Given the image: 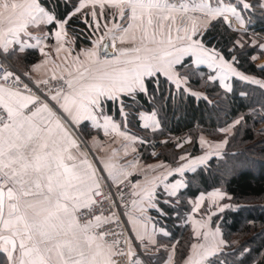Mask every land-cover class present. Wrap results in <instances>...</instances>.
Wrapping results in <instances>:
<instances>
[{
    "label": "snow or ice",
    "instance_id": "6c2138e0",
    "mask_svg": "<svg viewBox=\"0 0 264 264\" xmlns=\"http://www.w3.org/2000/svg\"><path fill=\"white\" fill-rule=\"evenodd\" d=\"M256 9L264 12V0H0V56L7 59L35 49L43 59L33 70L49 61L52 64L50 75L42 79H35L31 72L17 74L0 64L4 68L0 75V264H119V257L125 264H158L154 257L164 245L159 244L157 232L169 233L157 229L146 213L154 210L161 218L169 215L161 205L173 209L179 205L185 182H167L173 172L146 179L140 191L131 193L139 197L140 215L128 220L134 226L127 234L104 230L106 225L121 223L118 209L127 208L124 189L131 173L103 157L90 158L88 146L98 141L95 137L84 141L79 133L82 127H90L145 143L127 131L128 110L146 99L151 110L139 112L140 126L156 131L161 129L158 113L177 96L208 100L188 87L192 76L199 75L200 65L215 73L207 82L219 81L228 93L233 86L227 81L233 77L264 90V80L236 67L235 49L245 47L242 38L233 42L228 49L231 59H227L212 44L215 37L211 35L218 28L246 32L244 14ZM75 23L99 35L91 47L73 56L74 48L66 45L75 43L67 39ZM33 30L40 34L33 35ZM50 39L55 45L45 44ZM260 47L264 49V44ZM61 51L66 52L62 59ZM242 119L221 131L228 132ZM210 155L192 163H204ZM187 168L182 165L173 171L183 175ZM139 183H132V189ZM210 195L223 198L218 192ZM203 199L202 195L199 201ZM105 202L111 209L108 215L103 211ZM137 204L132 200L133 207ZM229 207L224 205L219 211ZM201 235L204 241L211 236V242L192 244L185 264H227L216 259L228 245L219 227L196 232L197 237ZM247 251L244 248L240 254ZM174 254L175 245L163 264H173Z\"/></svg>",
    "mask_w": 264,
    "mask_h": 264
},
{
    "label": "trees",
    "instance_id": "16d2710c",
    "mask_svg": "<svg viewBox=\"0 0 264 264\" xmlns=\"http://www.w3.org/2000/svg\"><path fill=\"white\" fill-rule=\"evenodd\" d=\"M252 2L255 3V0ZM244 16L246 32L218 28L211 33L215 37L212 44L224 52L227 59H231L228 49L235 40L243 38L245 47L235 49L239 60L236 67L242 73L264 80V70L256 63V58L253 59L254 55H264V49L260 47L264 40L252 44L250 42L252 35L249 34L251 32L264 37V12L256 9L245 13ZM69 35L75 40L73 44L75 49L91 44V30L86 29L81 23L72 24ZM36 59L37 54L31 50L23 55L26 62H34ZM185 59L190 61L189 57ZM198 73L199 75L192 76L188 85L199 90L200 94L206 95L208 100L187 94L177 96L164 111L158 113L161 129L155 133L140 126L139 112H150L151 106L146 103V99L139 100V107L128 110L130 112L128 128L145 141L153 137L165 138L163 149L156 157L172 162L173 165L174 160H171V157H175L173 153L176 142L181 138L189 139L185 149L191 155H197L200 153L197 140L199 134L221 138L226 135L221 129L233 120L243 117L234 127V131L227 135L228 142L219 157L212 156L198 165L194 171L184 172L182 180L186 187L179 192V205L174 209L161 205L169 215L160 219L174 239H177L176 258H182L192 241L190 227L188 223H184L191 210V201L199 193L220 189L229 196L230 199L225 201H228L231 207L218 212L212 219V223L220 228L222 238L228 242L223 254L216 259L226 260L227 264H264V145L258 149L259 157L249 158L254 166L246 165L229 174L227 169V164L234 158L233 156L242 155L243 152L248 154V149L254 147L258 140L264 137V128L259 127L264 123V90L232 78L233 91L228 93L219 86V82H207V77L213 75L210 69L200 65ZM242 91L247 95H240ZM172 138L176 140H171ZM143 157L150 159L147 153H143ZM172 200L175 203V198ZM244 248L248 251L241 255Z\"/></svg>",
    "mask_w": 264,
    "mask_h": 264
},
{
    "label": "rangeland",
    "instance_id": "374dc122",
    "mask_svg": "<svg viewBox=\"0 0 264 264\" xmlns=\"http://www.w3.org/2000/svg\"><path fill=\"white\" fill-rule=\"evenodd\" d=\"M236 27L238 28L239 25H236ZM249 34L252 35V38H250V40H251L250 42L252 44L256 43L258 41L264 40V37L255 35L254 33H251V32H249ZM96 36H98V35H96ZM94 37L95 36L92 35L91 39L92 40L96 39ZM242 40H244V39L242 38ZM118 44H119V42H118ZM89 47H91V44H90V46L83 47V48H89ZM79 49H81V48H79ZM253 57L256 58V63L260 67L264 66V55H261V56L254 55ZM81 59H83V57H81ZM8 60L21 73L25 72V70L23 69L21 64H19L20 66L18 64H16L17 62L22 63L19 59L14 58L13 60L12 59H8ZM202 66L207 67V65H202ZM211 71H212L213 75H215L214 71L213 70H211ZM243 74H245V73H243ZM245 75H247L249 77H254V76H251V75H248V74H245ZM233 78H235V77H233ZM254 78L259 79L257 77H254ZM231 80H232V78H230L227 81V83L231 84ZM217 82H219V81H217ZM188 87L191 89V91L196 92V93H200L199 90L191 87L190 85H188ZM236 120L237 119H235L232 122L228 123L225 126L224 129L229 128V126L233 125L234 121H236ZM117 122H119V121H117ZM142 123H143V121H141V124ZM234 127H231L230 130L228 132H226V135H223L221 138H219V137H217V138L208 137V136H206L204 134H199L198 137H197V140H198V143H199L200 153H198L197 155H191L185 149L186 145L188 144L189 139L185 138V137L181 138L178 142H176L175 152L173 153L175 155V157H171L172 158L171 160H174V162H173L174 164L173 165H172V162H166V161L156 157L157 153H159L163 149V143L165 141V138L153 137L151 139L146 140V142L144 144L139 143L140 146L143 148V151H144L143 153H147L149 155V157H150V159H146L144 157H142V159L140 158L141 159V163H142L141 169H143L144 173H147L150 177L155 175V178L158 177V175L162 178V176L163 175H167L168 172H173V175L168 176L167 182H174L175 180H180L181 174L175 173L173 171L174 169H176V168H178V167H180L182 165H189V168L185 169V171H192L191 170L192 168L195 169L197 167V165L202 164V163H199V162H197L195 164L192 163L194 160H197V158L203 157V156H205V155H207L209 153H211L209 158L212 157V156H217L216 155L217 152H219L220 155H221L224 152V146L225 145L222 148H217L216 146L218 144H221L225 139H228L227 135L234 131ZM259 127L264 128V123L260 124ZM147 130H149L152 133H155L157 131V130L153 131L152 129H147ZM139 133H141V132L139 131ZM142 134L144 135L143 132H142ZM136 136L141 138V136H139L137 134H136ZM201 138H203V140L205 141L204 144H201ZM87 140H88V138H87ZM171 140H176V139L172 138ZM101 141L103 142L102 143L103 146H106V145L109 146V147L111 146L112 140H107V139H105L103 137L102 138L100 137V142ZM258 141L259 142H257L254 145V147H251V148L248 149V154L246 152L245 153L243 152L242 155L239 154L236 157L233 156L234 158L232 160H230V162H228V164H227L228 174L231 171H233V170H235L237 168L245 167L246 165L254 166L252 164V162H250L249 158L254 159V158L260 156L259 153H258V149L262 145H264V137L260 138ZM153 142L156 143L154 145V147H152V143ZM159 142H160V144L157 145V143H159ZM140 150L142 151V149H140ZM153 153H155V155H153ZM181 156H184L185 159L181 160L180 159ZM219 156H217V157H219ZM243 156H244V158H243ZM161 163H163L165 165V167H163V168L158 167ZM149 165L154 166L155 170L150 169L148 167ZM141 175H140L139 178H141ZM130 189L131 188L128 187V190H130ZM158 190L162 194V192H163L162 186ZM217 192L220 193L223 196V198H221V196L210 195L211 193H217ZM130 194L127 193V196L130 197ZM202 195H203L204 199H203V201H199V198ZM128 197H126V198H128ZM228 198H229V196L224 191H222L220 189H215V190H212L210 192L199 193V195L195 199H193V201L191 202V210H190L191 220H190V223L188 222L189 223L188 225H190L191 221H193L192 225L193 226H197L198 227V231L200 233H203L202 231L204 230V228L207 225L211 226L212 231H215V229L217 228L216 227L217 224L212 223L213 216L216 215L218 212H220L219 211L220 207H223L224 205H228V201H225ZM198 202H199V206H197ZM212 213H215V214L213 215ZM220 233H221V231H220ZM202 239H203V236L201 235L199 237V239L197 240V242L202 243Z\"/></svg>",
    "mask_w": 264,
    "mask_h": 264
},
{
    "label": "crops",
    "instance_id": "0c3cea01",
    "mask_svg": "<svg viewBox=\"0 0 264 264\" xmlns=\"http://www.w3.org/2000/svg\"><path fill=\"white\" fill-rule=\"evenodd\" d=\"M101 24H103V21H101ZM39 34L40 33L33 30V35H39ZM96 35H99V33H96L94 35L95 36L94 38H97ZM67 39L72 40L73 38L71 35H69ZM29 42L35 43V41H29ZM45 44H47L49 46H53V45H55V40L54 39L46 40ZM118 46H119V44H118ZM66 47L74 48L73 44H67ZM81 49H84V48H81ZM81 49H75L74 48L72 55L75 56L77 53L80 52ZM30 50L34 51L37 54V59L34 62H26L23 60V55L27 51H30ZM46 50H48V49H46ZM112 51H113V49L109 48V52H112ZM26 52L24 54L17 56V57H10L8 59H12V60L14 58L19 59L22 63L17 62L16 64H18V65L21 64V66L23 67L25 72H31L32 76L35 79H42V78H45L46 76L50 75L48 69L52 66L51 61H49V64L42 65L41 68H39L37 70H33L32 66L34 64L40 63V61L43 59V57L35 49H28V50H26ZM65 55H66L65 51H61L59 54L61 59ZM52 56L53 57L56 56V53L54 50H52ZM56 62L60 63L61 60H57ZM127 131L129 132L130 135L136 136V133L134 131H132L130 128H127ZM79 135H80L81 139L84 141H88V140L91 141L92 137H95L96 140L98 141V143H94V144L90 143L88 146V151L90 152V158H95L97 156L103 157L104 160H106V161L110 160L112 163H115L119 166L125 167L131 173V175L128 177V186H127V187L131 188L130 190H128L129 194L132 193V191H140V189L145 186V180L146 179L147 180L155 179V175L150 177L147 173H144L143 169H141V167H142L141 159L143 157L144 151H143V148L140 146L139 142L132 143L130 140H125L123 137L117 135L116 133H110L109 135H105L102 129L96 130V129H92L90 127H82ZM100 137L101 138L103 137L107 140H112L111 146L110 147L107 145L103 146L102 145L103 142L102 141L100 142ZM87 138H88V140H87ZM133 148H135L136 150L133 151ZM101 149H103V150L101 151ZM113 149L116 150V154L114 156L112 155ZM140 149H142V151ZM125 152H127L128 154L125 155ZM97 163H99V162L97 161ZM184 172H187V171H184ZM140 175H141V178H139ZM163 176H165V175H163ZM158 177H160V176L158 175ZM182 177H183V175L180 176V180L183 179ZM137 181L140 182L138 187L136 189H132L131 184L136 183ZM158 192L160 193L159 190H158ZM161 196H162V194H161ZM132 200L138 201V204L136 207H133ZM138 208H139V197H134L130 194V197L128 199V208H127V210H125V212L129 213V215L126 216L127 222H128L130 217L135 218V217L140 215V213L138 212ZM146 215L150 216L152 218V223H155L157 229L163 228L165 231H167L169 233L168 236H164L161 232H159V231L157 232V240H158L159 244L164 245V248H162L158 254H155L154 259L156 261H158V264H163V261L166 259L167 255L171 251L172 246L175 245V247H176L177 239L176 238L174 239V237L171 235L170 230H168L162 224L160 217L158 216V214L154 210H149L146 213ZM190 220H191V213L187 214L186 220L184 223H188V222L190 223ZM192 224H193V221H191V224L189 225L191 236H192V241L190 242V244L187 248L186 254L182 258H176V249H175L173 264H185L187 257L191 254V245L194 243L200 244L199 242H197L199 237L196 236V232L198 231V227L193 226ZM128 225H129L130 229L134 226L133 224H130V223H128ZM149 227L151 228V224L149 225ZM216 227H218V226L216 225ZM206 231L211 232L212 231L211 226L207 225L202 232L204 233ZM209 238L210 239L208 241H204V239H202V243H210L211 242V236Z\"/></svg>",
    "mask_w": 264,
    "mask_h": 264
},
{
    "label": "built area",
    "instance_id": "2783aa9c",
    "mask_svg": "<svg viewBox=\"0 0 264 264\" xmlns=\"http://www.w3.org/2000/svg\"><path fill=\"white\" fill-rule=\"evenodd\" d=\"M0 64H4L9 70L14 71L17 74L22 75L23 73H21L18 69H16L8 60V58H4L3 56H0ZM4 72V68L0 67V75H3ZM52 86L55 87L56 86V82H52ZM156 143L153 142L152 143V147H154ZM160 144L157 143V145ZM123 187V186H122ZM105 191H108V189L106 188ZM113 192L116 191L115 188L112 189ZM127 193H129L128 191V187L124 189V203L127 205L128 208V199L129 197L127 196ZM128 197V198H126ZM127 208H119L118 212L120 213V221L121 223L117 226L116 224H110V225H106L104 230H109V229H115V230H123L125 231V234H127V230H129V225L126 219V216L124 215L125 210H127ZM110 206L108 202H105L103 205V211L105 215H108L109 211H110ZM97 212H99V209H97ZM119 264H125V259L123 257H119Z\"/></svg>",
    "mask_w": 264,
    "mask_h": 264
}]
</instances>
